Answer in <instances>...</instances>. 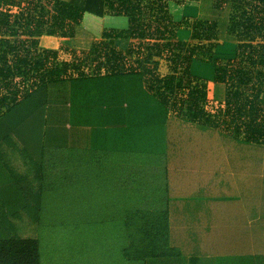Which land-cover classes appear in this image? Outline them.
I'll return each instance as SVG.
<instances>
[{
    "label": "trees",
    "instance_id": "16d2710c",
    "mask_svg": "<svg viewBox=\"0 0 264 264\" xmlns=\"http://www.w3.org/2000/svg\"><path fill=\"white\" fill-rule=\"evenodd\" d=\"M190 4L198 5L197 17L183 14ZM223 11L227 16L220 35ZM105 15L126 17L127 27L102 29L101 39L88 50L64 45L55 50L39 43L43 35L72 38L82 23L100 29ZM183 27H190L188 40H179ZM120 38L129 42L124 52L114 44ZM221 42L232 43L233 52L217 51ZM61 52L70 59L59 60ZM156 57L168 63L164 76L157 72ZM193 60L214 65L211 81L191 74ZM125 74L142 85L135 94L144 97L146 91L150 96L145 100L157 104L137 106L136 112L172 113L246 143L264 145V0H0V264H40L38 240L10 235L2 226L5 216L38 212L53 179L78 184L108 177L107 171L78 166L69 171L53 168L61 165L58 154L52 168L47 166L46 112L51 94L80 79ZM148 117V122L116 130L142 139L132 147L137 158L158 152L151 135L162 127ZM96 146L88 148L96 151ZM105 148L119 154L126 151L125 145ZM153 166L139 161L112 171L118 194L117 244L126 262L264 264V256L258 255L185 258L170 246L165 171ZM130 197L132 205L124 204Z\"/></svg>",
    "mask_w": 264,
    "mask_h": 264
},
{
    "label": "crops",
    "instance_id": "0c3cea01",
    "mask_svg": "<svg viewBox=\"0 0 264 264\" xmlns=\"http://www.w3.org/2000/svg\"><path fill=\"white\" fill-rule=\"evenodd\" d=\"M198 12L197 4L183 8V14L187 17H197ZM126 27V17L105 15L101 18L100 29L82 23L76 27L72 38L43 35L39 43L44 48L55 50L61 45L88 50L94 41L101 39L102 29ZM128 43L125 38L114 41L116 49L121 52L126 51ZM233 50L234 45L230 42H221L217 47V51L226 54H231ZM208 64L193 60L191 74L211 81L214 65L210 63L211 72L208 71ZM135 88L140 89L142 85L135 81L133 75L125 74L80 79L65 90H55L51 94L46 112V156L50 161L47 166L52 168L54 157L58 154L62 157L61 165L59 167L56 164L53 168L69 171L78 166L96 169L100 173L103 171L104 174L108 172V177L86 179L78 184L56 180L57 185L63 182L72 186L84 185L86 188L82 192L88 194L84 196L94 202H104L108 197L112 212L104 217L116 219L119 215L118 194L114 188L112 171L122 166L134 167L139 161H144L146 165L153 164L157 169L162 167L167 186L170 246L177 248L185 258L264 256V162L256 160L250 163L242 158L246 151L255 155L257 152L262 153L264 145L246 143L172 113L162 115L157 111L149 115L158 127H162L151 135L152 141L157 143L158 152H145L137 158L132 147L135 140L142 139L135 138L132 133L118 134L116 130L133 127L135 122H148V112L138 111L139 114L135 107L157 104L154 99L145 100L147 95L150 96L145 90L144 97L139 95L140 92L135 94L134 90L139 91ZM210 142L212 144L208 145ZM92 145H97L96 151L88 148ZM108 145H125L126 151L119 154L117 151L104 150ZM53 147H56L55 151ZM240 148L244 149L241 157L235 151ZM159 151L162 152L163 163ZM53 183L50 187L55 186L56 183ZM126 201L127 205H132L131 197L126 198ZM104 204L101 206L104 207ZM81 258L65 264H77ZM104 259L97 258L94 264H106ZM84 260L83 257L81 264H85Z\"/></svg>",
    "mask_w": 264,
    "mask_h": 264
},
{
    "label": "rangeland",
    "instance_id": "374dc122",
    "mask_svg": "<svg viewBox=\"0 0 264 264\" xmlns=\"http://www.w3.org/2000/svg\"><path fill=\"white\" fill-rule=\"evenodd\" d=\"M226 16V12L223 11L219 17L220 35L225 31ZM189 34L190 27H183L178 31L179 40H188ZM65 54L61 52L58 59H70ZM154 59L158 61L156 67L159 76L166 75L169 72L168 63L157 57ZM85 67H89V65L86 64ZM84 71L88 72L89 69L85 68ZM208 71L212 72L210 63ZM210 108L211 105L207 107V110ZM211 144L212 142L208 145ZM235 151L239 157L244 153L242 148ZM242 158L250 163L256 160L264 162V150L262 153L257 152L256 155L246 151L245 157ZM18 169L21 167L19 166ZM54 175L57 176L58 173L55 172ZM56 180L59 178L53 179V182L56 183ZM57 183L50 187V191H44V199L38 212L32 210L30 213L21 212L16 216H5L7 219H3L2 226L7 229L8 233L24 238H36L39 243L40 264H65L69 261L71 263L79 257L85 258V264H94L95 259L100 257L106 258L104 259L106 264L114 261L117 264H129L122 256L121 251L119 253L121 246L116 243L115 219L104 217V215L109 216L112 212L111 206H109L111 200L106 197L104 202L101 200L94 202L90 197L84 196L88 195L86 192H82L86 188L85 186H72L65 183L57 185ZM154 192L148 194L152 195ZM262 192H264V179ZM83 196L87 199L84 200ZM159 196L163 195L160 193ZM103 203H105L104 207L101 206ZM126 203L127 201L124 204ZM29 214L32 217H29ZM82 258L77 264H81ZM99 262L101 263L100 260ZM102 262L104 263L103 260Z\"/></svg>",
    "mask_w": 264,
    "mask_h": 264
}]
</instances>
